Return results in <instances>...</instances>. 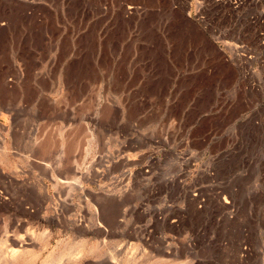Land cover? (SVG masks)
Wrapping results in <instances>:
<instances>
[{
	"label": "rangeland",
	"instance_id": "374dc122",
	"mask_svg": "<svg viewBox=\"0 0 264 264\" xmlns=\"http://www.w3.org/2000/svg\"><path fill=\"white\" fill-rule=\"evenodd\" d=\"M161 2L162 22L157 12L142 16L155 31L142 52L152 61L149 81L169 87L161 113L148 116L146 131L124 124L100 133L85 108L89 129L72 155L68 99H60L59 120L46 130L35 117L18 129L19 112L29 114L13 98L28 85L17 79L29 30L53 32L47 75L37 83L55 96L85 91L95 78L82 61L113 57L108 38L136 26L127 6H151L0 0V264H264V0ZM64 39L69 50H54ZM161 41L164 53L156 49ZM187 45L196 49L192 66L162 64L185 58ZM67 69L88 74L76 78ZM188 80L196 93L191 116L178 105V87ZM6 230L32 241L12 261L4 257L20 247L4 238Z\"/></svg>",
	"mask_w": 264,
	"mask_h": 264
},
{
	"label": "crops",
	"instance_id": "0c3cea01",
	"mask_svg": "<svg viewBox=\"0 0 264 264\" xmlns=\"http://www.w3.org/2000/svg\"><path fill=\"white\" fill-rule=\"evenodd\" d=\"M146 5L151 6L149 10H144L139 7H133L128 5V10L125 12L126 17L131 21L135 20L136 26L134 28H120L115 32V35L109 37L107 40L106 49L111 52L109 59H94L83 60L82 65H91L94 69L92 72L93 83L90 86L91 89L81 91L78 89L60 91L57 96L46 91L45 86L42 82H38L35 78L38 75L46 76L45 69L48 67L50 56H52V30L47 28L30 29L27 34L26 42L23 46L24 51H28L27 56L21 59L22 63H19L20 78L17 79L19 82L21 77L28 85L20 91L19 94H14L13 98L19 99L20 103L24 106L27 105L29 114L27 118H24L23 111L18 114V129L20 131V123L29 121L33 117L35 123L44 125L45 130L47 124H51L54 121L59 120L60 109L57 110V105L60 104V99H68L66 102L67 112V124H69L68 130L74 131L72 134H68L65 137L66 145L69 147H76V151H70L72 155L78 154L79 148L84 147V132L89 127L86 123L85 114L88 112V120L92 121L91 128L98 132H109L115 127L116 130L122 127L124 124L127 125L128 130H147L146 125L148 124V116L160 114L159 108L164 107L165 94L164 90H168L169 87L163 81L153 82L149 81V69L148 67L152 61L148 58L147 53V35H155L153 27L149 29L147 27V18L142 17L149 12H157L158 18L162 22L164 20V5L161 0H143ZM127 5V4H124ZM140 24V26H138ZM146 24V26H144ZM159 30V29H158ZM158 32V31H157ZM159 33V32H158ZM118 35V37H116ZM128 35V37H127ZM131 36L132 44H128L129 37ZM100 42V41H98ZM156 39V43H157ZM159 46L156 48L157 51L164 53L163 43L159 42ZM68 42L66 39L62 43L56 45V51L69 50L67 46ZM158 44V43H157ZM73 46V45H72ZM77 46H73L72 49ZM184 47V46H183ZM186 47V46H185ZM184 49L186 55L182 60L176 58H165L161 59L164 66H192L196 61V49L191 48L187 45ZM192 47V46H191ZM93 50V47L84 46L83 50ZM100 49V47H99ZM120 50V56L113 55V52ZM133 53H129L131 51ZM193 51V54H191ZM48 52V55H46ZM142 52H146L144 55ZM164 56V55H163ZM20 61V62H21ZM159 64L157 60L156 64ZM154 65V64H153ZM105 67H108V79L106 84V90L104 83L101 84L100 80L105 77ZM229 69L227 70L228 73ZM84 73V74H83ZM85 70L81 72L80 69L73 70L67 69L66 74H72L76 78L85 77ZM103 74V76H102ZM23 75V76H22ZM26 76V77H24ZM34 83L32 86L30 83ZM25 83V84H26ZM41 84V85H40ZM77 88V87H76ZM181 91V97L179 98L178 105L183 106L184 114L191 116V109L194 107L193 99L196 98L195 84L194 82H183L178 87ZM105 90V91H104ZM92 91V92H91ZM21 107V106H20ZM85 108L92 110L84 111ZM32 111L34 115L31 114ZM17 110L14 112L13 125L17 121ZM125 116V117H124ZM129 117V118H128ZM144 125V126H142ZM16 127V123H15ZM14 127V128H15ZM36 127L28 129V136L34 138ZM94 146L97 140L94 139ZM98 144V143H97ZM78 172H75L77 174ZM72 174H67L71 176ZM47 176L46 174L40 177Z\"/></svg>",
	"mask_w": 264,
	"mask_h": 264
},
{
	"label": "bare ground",
	"instance_id": "6f19581e",
	"mask_svg": "<svg viewBox=\"0 0 264 264\" xmlns=\"http://www.w3.org/2000/svg\"><path fill=\"white\" fill-rule=\"evenodd\" d=\"M78 183H79V181H76L75 184H78ZM45 195H47V194H45ZM3 235H4V238H7V240L9 239V240H11L13 242L14 241H16V242L19 241L20 242L22 240V242L19 243V244L14 242L15 244H17L20 247L19 249H16V248L12 249V250L10 249V251H8L6 256H5L6 253H4V256H5L4 258H6L8 261L9 260L12 261L14 259H18L19 257H21L22 255H24L25 253H27L29 251V247L28 246L32 244V241L30 239L23 240V239H21L20 236H17V235H15V236L13 235V236L10 237L9 231H7V230L5 231V233ZM29 240L31 241V243H30Z\"/></svg>",
	"mask_w": 264,
	"mask_h": 264
}]
</instances>
